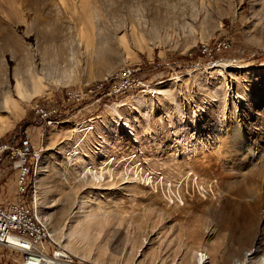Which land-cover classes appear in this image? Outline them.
Wrapping results in <instances>:
<instances>
[{"label": "rangeland", "instance_id": "obj_1", "mask_svg": "<svg viewBox=\"0 0 264 264\" xmlns=\"http://www.w3.org/2000/svg\"><path fill=\"white\" fill-rule=\"evenodd\" d=\"M0 100V141L43 143L38 209L78 261L264 264V0H0Z\"/></svg>", "mask_w": 264, "mask_h": 264}, {"label": "built area", "instance_id": "obj_2", "mask_svg": "<svg viewBox=\"0 0 264 264\" xmlns=\"http://www.w3.org/2000/svg\"><path fill=\"white\" fill-rule=\"evenodd\" d=\"M30 106L47 122L57 117L59 111L58 107H43L37 99ZM42 150L43 143H32L27 133L20 135L15 143L0 141V155L7 158L13 169L14 185L12 198L0 194V244L16 251L20 264H84L53 239L38 209L36 180ZM149 176L135 174L144 181Z\"/></svg>", "mask_w": 264, "mask_h": 264}, {"label": "bare ground", "instance_id": "obj_3", "mask_svg": "<svg viewBox=\"0 0 264 264\" xmlns=\"http://www.w3.org/2000/svg\"><path fill=\"white\" fill-rule=\"evenodd\" d=\"M15 76V75H14ZM32 77H35L36 79H38L39 80V77H37V76H32ZM23 83H22V80L21 79H19L17 76H15V83H14V86H13V90H14V92L15 93H20L21 95H23V93H22V91L20 92V87H21V85H22ZM34 84V83H33ZM34 87V86H33ZM35 87H36V85H35ZM25 88V87H24ZM22 89V88H21ZM24 92V91H23ZM27 94H29V93H27ZM19 95V94H18ZM24 96V95H23ZM30 97V96H29ZM14 97H12L11 95H9V93H6L5 95H4V97L2 98L3 99V103H1V104H3V108L5 109L6 107H7V102L8 101H10L11 102V104H13L14 106H15V108L16 109H18L17 111H21L22 110V107L20 106V104H18L17 102H15L14 101V99H13ZM1 99V100H2ZM0 100V101H1ZM9 103V102H8ZM15 109V110H16ZM91 173V175H93V177H95V178H97L98 180H99V178L100 177H102V172H97V171H91L90 172ZM103 179V178H102ZM238 192H240V193H245V190L244 189H240ZM36 196H37V198H38V200H39V195H38V193H37V180H36ZM202 252H200L198 255H199V257H203V255L201 254ZM198 257V256H197ZM233 264H245V262L243 261V260H235L234 261V263Z\"/></svg>", "mask_w": 264, "mask_h": 264}, {"label": "crops", "instance_id": "obj_4", "mask_svg": "<svg viewBox=\"0 0 264 264\" xmlns=\"http://www.w3.org/2000/svg\"><path fill=\"white\" fill-rule=\"evenodd\" d=\"M1 194V193H0Z\"/></svg>", "mask_w": 264, "mask_h": 264}]
</instances>
